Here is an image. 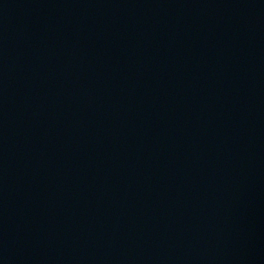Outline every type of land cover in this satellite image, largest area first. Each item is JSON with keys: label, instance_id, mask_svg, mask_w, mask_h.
Returning a JSON list of instances; mask_svg holds the SVG:
<instances>
[{"label": "water", "instance_id": "obj_1", "mask_svg": "<svg viewBox=\"0 0 264 264\" xmlns=\"http://www.w3.org/2000/svg\"><path fill=\"white\" fill-rule=\"evenodd\" d=\"M0 264H264V0H0Z\"/></svg>", "mask_w": 264, "mask_h": 264}]
</instances>
